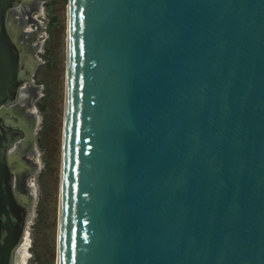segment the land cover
<instances>
[{
  "label": "water",
  "instance_id": "obj_1",
  "mask_svg": "<svg viewBox=\"0 0 264 264\" xmlns=\"http://www.w3.org/2000/svg\"><path fill=\"white\" fill-rule=\"evenodd\" d=\"M19 6L0 0V264L28 223L9 155L34 132L1 116L32 68ZM56 264H264V0H68Z\"/></svg>",
  "mask_w": 264,
  "mask_h": 264
},
{
  "label": "rangeland",
  "instance_id": "obj_2",
  "mask_svg": "<svg viewBox=\"0 0 264 264\" xmlns=\"http://www.w3.org/2000/svg\"><path fill=\"white\" fill-rule=\"evenodd\" d=\"M22 4L12 11L10 17L14 19L16 14L17 41L23 47L22 53L32 54V69L27 73L29 79L16 107L21 108L18 104L24 106L26 116L35 126L32 151L26 147L22 154L29 171L21 175L18 185L31 201L21 258L26 257L24 264H56L68 0H38V5L34 3L30 7ZM35 5L37 7L33 9ZM23 142L18 149L24 148Z\"/></svg>",
  "mask_w": 264,
  "mask_h": 264
},
{
  "label": "bare ground",
  "instance_id": "obj_3",
  "mask_svg": "<svg viewBox=\"0 0 264 264\" xmlns=\"http://www.w3.org/2000/svg\"><path fill=\"white\" fill-rule=\"evenodd\" d=\"M22 1H24V3L22 4V5H24V4H29L30 1H32V0H22ZM33 1H35V0H33ZM10 14H12V12H10ZM10 14H9V16H10ZM8 20H9V17H8ZM9 31L11 33L12 39L16 42L18 48L22 49L23 47L18 43V41H16L14 39L15 38V32H13L10 29H9ZM22 52H23V50H22ZM31 58H32V54L31 53L30 54L22 53V61L26 62L27 65H29V66H32L31 63H30ZM29 69L31 70L32 68L29 67ZM28 79H29V76H26V80H28ZM25 88H26V84H24V86L20 90L19 102H20V100L23 97L22 95L24 93ZM16 106L17 105H15V106H13V107H11L9 109L1 110V116H4V114H6V112H11L12 114H15L16 115V119L13 120V121H15V122H13V125H14V123H15V125H18L26 133V136H29L31 134V132L32 133L34 132V126L35 125H34V123L32 124L30 122L29 118L26 116L25 108H17ZM18 107H19V104H18ZM17 118H19L20 120L18 121ZM29 124H31V126ZM23 143H24V148L22 147V151H24V149L27 146L29 147V152L32 151V149H31L32 144H31L30 140L26 139L25 142H23ZM29 144H31V146H29ZM22 154H24V153L19 152L17 149L12 150L10 152V155H9V160H10L11 164H13V167H14L13 172H14V176H15V179H16V187H17L18 196L20 197L21 202H23L24 206H26L27 210H28L31 201L26 196V194H24V191L21 190L19 188V186H18L21 175L23 173H25L26 171H29V167L27 166L26 161L23 160ZM28 213H29V210H28ZM28 222H29V214H28ZM25 236H26V231H25V234H24V238H23L19 248L17 249L15 264H24V262H25L26 257L23 256V258H21V252H22L21 249L23 247Z\"/></svg>",
  "mask_w": 264,
  "mask_h": 264
},
{
  "label": "flooded vegetation",
  "instance_id": "obj_4",
  "mask_svg": "<svg viewBox=\"0 0 264 264\" xmlns=\"http://www.w3.org/2000/svg\"><path fill=\"white\" fill-rule=\"evenodd\" d=\"M38 1V0H37ZM37 1L35 0L34 2H32V4H29V6H27V7H30V5H33L34 3H36L37 4ZM24 3V1H22V0H20V4L21 3ZM38 5V4H37ZM37 5H35V7L33 8V9H35L36 7H37ZM27 11V10H26ZM30 14V13H29ZM20 15L23 17L24 16V14L23 13H20ZM31 15V14H30ZM14 19H16V14L14 15ZM14 19H12L10 16H9V20H8V27H9V29L10 30H12L13 32H15V40L17 41V38L18 37H16V35H18L17 34V30H15V28L17 27L16 25H14ZM12 20V21H11ZM22 20H24V19H22ZM26 20H28V21H31V18L30 19H27V17H26ZM10 21L12 22V23H10ZM25 21V20H24ZM24 21H22L23 23H24ZM30 23V22H29ZM28 23V24H29ZM11 24V25H10ZM27 24V23H26ZM20 25V24H19ZM21 32V31H20ZM25 98H27V97H25ZM19 107H21V108H25L24 106H21L20 104H19ZM25 110H26V108H25Z\"/></svg>",
  "mask_w": 264,
  "mask_h": 264
}]
</instances>
